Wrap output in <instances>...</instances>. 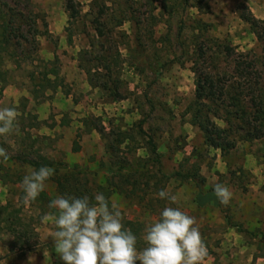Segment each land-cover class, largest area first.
<instances>
[{
  "label": "rangeland",
  "instance_id": "1",
  "mask_svg": "<svg viewBox=\"0 0 264 264\" xmlns=\"http://www.w3.org/2000/svg\"><path fill=\"white\" fill-rule=\"evenodd\" d=\"M23 1L0 0V30L11 31L0 61V108L18 114L14 130L0 136L12 159L0 160V206L15 216L0 217V264H61L55 224L41 219L55 211L48 204L58 195L103 192L142 236L167 205L156 196L162 188L177 196L171 206L196 219L208 249L203 264H264V137L249 140L235 119L242 113H233L229 137L237 144L225 155L209 146L201 126L210 118L229 128L223 119L234 111V85L248 79L264 86V0ZM252 18L257 26L246 21ZM204 53L209 69L228 80L229 97L196 100L195 63ZM52 68L60 75L56 90L43 82ZM245 103L252 121L256 107L250 98ZM30 162L77 172L54 173L25 206L21 181L36 170ZM129 166L135 170L118 176L99 171ZM175 172L199 174L205 190L226 185L229 204L200 208L199 189L168 178Z\"/></svg>",
  "mask_w": 264,
  "mask_h": 264
},
{
  "label": "clouds",
  "instance_id": "2",
  "mask_svg": "<svg viewBox=\"0 0 264 264\" xmlns=\"http://www.w3.org/2000/svg\"><path fill=\"white\" fill-rule=\"evenodd\" d=\"M15 107L0 108V136L11 133L17 121ZM9 153L0 147V160L7 161ZM54 169L41 166L23 177L22 202H35L54 175ZM214 195L223 205L232 196L224 184H215ZM156 196L166 201L159 217L149 221L140 237L143 248H138V237L123 223L119 206L103 192L76 197L58 195L48 207L55 210L42 216V221H53V244L61 264H203L208 256L197 221L177 203V196L160 189ZM94 200V203L92 202Z\"/></svg>",
  "mask_w": 264,
  "mask_h": 264
},
{
  "label": "trees",
  "instance_id": "3",
  "mask_svg": "<svg viewBox=\"0 0 264 264\" xmlns=\"http://www.w3.org/2000/svg\"><path fill=\"white\" fill-rule=\"evenodd\" d=\"M31 0H24V3H29ZM28 7H25L23 10L25 13H22L20 16L24 18L25 20V26L28 27V16L27 12ZM8 12L12 16H17L16 13H13L11 9H8ZM0 17H3L2 10L0 8ZM251 20L254 22V26H257L256 23H258L255 18L252 19H246L248 23L251 22ZM12 20L10 19L7 23V28L10 29ZM256 24V25H255ZM11 31L6 30H0V61L2 60L1 55L6 51L5 47L10 45V35ZM34 34L36 35H49V32L46 31L45 33H39L37 31H34ZM21 37L25 38V35L21 33ZM69 38V42H70ZM226 50L231 51L229 47H226ZM14 56V54L12 55ZM211 57L205 56V53L202 54L200 57L201 63L196 62V69L195 74L197 75V81H196V100L199 101V103H202L203 101H216L220 100L224 96L229 97L230 91L228 90V87L226 89L228 80L223 77H221V74L214 73V69H209L208 66V59ZM43 64L45 66L50 65L49 62L43 61ZM251 65H248V68L251 69ZM249 75H252L251 73ZM50 76H54V79H50ZM243 76V75H241ZM60 80L59 71L55 68H52L50 70H47L43 73V82L47 84L48 87L52 88L53 90H56L59 86H57V82ZM232 84V83H230ZM234 84V83H233ZM236 91L234 95L230 96L231 100V108L234 111H229L227 114H229V117H225L223 120L226 122L227 125H229V128L222 129L219 126H217L210 118L207 120L206 123H202V130L204 132L205 138L209 146L214 147L216 149H220L223 154H227L230 150L234 149L236 147L237 142L229 137V134L233 132L234 125L236 121H233V113H239L241 117L236 116V120L239 121L240 125L243 126L244 134L245 136H248V139L251 141L261 139L264 137V86L255 85L252 80H246L241 84H237V87L235 85L231 87ZM33 94H36V91L33 92ZM245 98H250L254 106L256 107V115L253 117V120L250 121L247 119L246 114L248 113V106L245 103ZM229 106V107H230ZM218 113H215L213 116L217 117ZM230 138V140H229ZM149 144L152 146V152L156 156L160 157L158 154L156 145L154 142L150 139ZM9 161L12 160L11 158L8 159ZM156 164L159 165V170H161V161L160 159H156ZM31 166H33L36 170H38L41 166H48L53 168L55 171L54 173L58 174L61 171H65L68 173H76V168H70L66 165H59L55 166L53 164H47V163H38V162H30ZM127 170L128 172H132L135 170V168L129 166V167H118L116 169L114 168H103L100 169V172L108 173L112 176H118L120 174H123V172ZM76 171V172H75ZM172 177H181L186 178L189 181L193 182L196 187L199 189V192L196 196V202L200 208L207 207V206H213L216 208H222V204L220 203L219 199L214 195V192L212 189L205 190L204 189V183L205 179L201 177L199 174L196 173H180L175 172L168 176V178ZM59 185L62 186V183L59 182ZM11 207L10 205L6 206H0V217L4 216L5 213H8L10 211ZM17 213V212H16ZM14 213L10 211L4 219L5 221L9 222L13 217ZM15 217V216H14ZM19 222L17 225H21L20 223L22 220L18 219ZM4 221V222H5ZM230 225V221H227ZM2 221H0V224ZM127 228L131 229L133 233H135L138 237V244L141 242V235H140V229L136 228L134 223L131 221L126 223L125 225ZM16 229H9L11 232H15ZM21 230V229H20ZM23 230V229H22ZM26 236V232H22L21 235Z\"/></svg>",
  "mask_w": 264,
  "mask_h": 264
},
{
  "label": "crops",
  "instance_id": "4",
  "mask_svg": "<svg viewBox=\"0 0 264 264\" xmlns=\"http://www.w3.org/2000/svg\"><path fill=\"white\" fill-rule=\"evenodd\" d=\"M6 99H9V96H7V97L5 98V100H6Z\"/></svg>",
  "mask_w": 264,
  "mask_h": 264
}]
</instances>
